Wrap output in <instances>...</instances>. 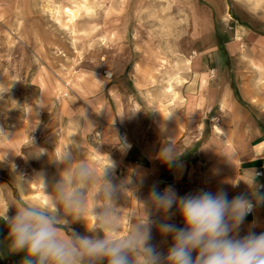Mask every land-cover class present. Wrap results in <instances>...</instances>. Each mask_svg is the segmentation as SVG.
Segmentation results:
<instances>
[{
	"label": "rangeland",
	"instance_id": "374dc122",
	"mask_svg": "<svg viewBox=\"0 0 264 264\" xmlns=\"http://www.w3.org/2000/svg\"><path fill=\"white\" fill-rule=\"evenodd\" d=\"M253 32H264V0H0V158L11 153L0 163V211L43 201L40 176L55 183L51 159L66 146L99 173L111 149L103 119L120 118L127 139L171 124L187 71L213 74L224 40L228 63L247 64ZM42 148L48 156L36 157ZM116 207L126 231L132 187Z\"/></svg>",
	"mask_w": 264,
	"mask_h": 264
},
{
	"label": "clouds",
	"instance_id": "9594fccd",
	"mask_svg": "<svg viewBox=\"0 0 264 264\" xmlns=\"http://www.w3.org/2000/svg\"><path fill=\"white\" fill-rule=\"evenodd\" d=\"M4 131L0 128V133ZM183 153L169 139L159 159L169 167L179 166ZM10 154L5 153L0 163ZM41 156H48L47 149L36 157ZM51 161L59 178L49 188L40 176L43 201L9 204L0 211V220L9 229L7 250L23 252L22 264H264V232L249 231L241 237L238 231L255 207L264 204V186L257 184L256 169L250 170L251 183L245 182L249 191L231 199L224 188L181 196L172 186L161 191L153 184L139 201V219L131 223L136 213H129V227L121 231L117 201L128 188L142 187L144 176L133 170L117 178V165L109 156L98 173L96 162L86 160L79 147L66 146ZM10 207L15 208L11 217ZM177 213L183 227L169 222ZM75 223H82L89 235L74 229ZM153 229L165 243L171 237L166 251L152 243Z\"/></svg>",
	"mask_w": 264,
	"mask_h": 264
},
{
	"label": "crops",
	"instance_id": "0c3cea01",
	"mask_svg": "<svg viewBox=\"0 0 264 264\" xmlns=\"http://www.w3.org/2000/svg\"><path fill=\"white\" fill-rule=\"evenodd\" d=\"M253 33L242 55L247 57V64L243 60L242 65L228 63L224 40L213 51V74L205 66L187 71L178 88L171 124L127 139L120 118L103 119L102 135L111 146L108 156L112 160L115 155L121 176L125 178L133 170L144 176L142 187H132L137 220L142 214L139 201L147 197L153 184L161 191L172 186L181 196L200 189L216 192L224 188L231 199L249 191L245 182L251 183L250 170L256 169L262 171L257 184L264 186V32ZM169 139L184 152L179 166L169 167L159 159L160 149ZM169 222L183 227L178 213ZM238 231L241 237L249 231L264 232V204L255 207ZM153 234L156 245L166 251L171 237L165 243L156 229Z\"/></svg>",
	"mask_w": 264,
	"mask_h": 264
},
{
	"label": "trees",
	"instance_id": "16d2710c",
	"mask_svg": "<svg viewBox=\"0 0 264 264\" xmlns=\"http://www.w3.org/2000/svg\"><path fill=\"white\" fill-rule=\"evenodd\" d=\"M8 226L0 220V264H22L24 253H10L7 250Z\"/></svg>",
	"mask_w": 264,
	"mask_h": 264
},
{
	"label": "built area",
	"instance_id": "2783aa9c",
	"mask_svg": "<svg viewBox=\"0 0 264 264\" xmlns=\"http://www.w3.org/2000/svg\"><path fill=\"white\" fill-rule=\"evenodd\" d=\"M103 76L105 77V78H107V79H111L112 78V76H113V74H112V72L110 71V70H103ZM259 173H260V175H258V176H261L262 175V171L261 170H259L258 171Z\"/></svg>",
	"mask_w": 264,
	"mask_h": 264
}]
</instances>
